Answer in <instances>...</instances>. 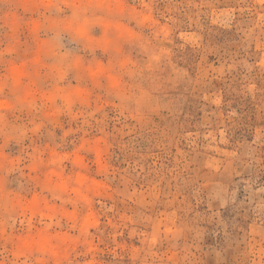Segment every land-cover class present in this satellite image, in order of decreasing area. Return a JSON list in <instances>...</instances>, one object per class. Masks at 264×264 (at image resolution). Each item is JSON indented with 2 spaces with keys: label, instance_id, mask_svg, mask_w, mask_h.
I'll use <instances>...</instances> for the list:
<instances>
[{
  "label": "rangeland",
  "instance_id": "rangeland-1",
  "mask_svg": "<svg viewBox=\"0 0 264 264\" xmlns=\"http://www.w3.org/2000/svg\"><path fill=\"white\" fill-rule=\"evenodd\" d=\"M134 3L167 53L155 103L8 113L0 264H264V0ZM9 11L18 64L32 37Z\"/></svg>",
  "mask_w": 264,
  "mask_h": 264
},
{
  "label": "clouds",
  "instance_id": "clouds-1",
  "mask_svg": "<svg viewBox=\"0 0 264 264\" xmlns=\"http://www.w3.org/2000/svg\"><path fill=\"white\" fill-rule=\"evenodd\" d=\"M0 4L10 10L9 31L25 27L32 37L28 59L18 64L3 58L20 51V40L13 36L0 46V95L11 97L0 102V133H7L11 111L49 108V119L71 115L74 106L87 103L94 89L138 117L155 103L153 78L167 53L134 0H0Z\"/></svg>",
  "mask_w": 264,
  "mask_h": 264
}]
</instances>
